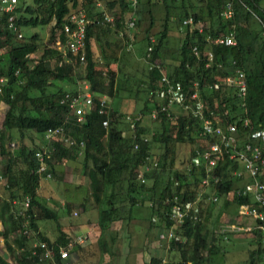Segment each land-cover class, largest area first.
<instances>
[{
    "label": "trees",
    "instance_id": "trees-1",
    "mask_svg": "<svg viewBox=\"0 0 264 264\" xmlns=\"http://www.w3.org/2000/svg\"><path fill=\"white\" fill-rule=\"evenodd\" d=\"M140 2L142 0H138L136 16L139 13ZM145 2L151 5L163 2L166 15L163 22L164 29L156 35L154 42L148 39L144 53V60L149 67L143 72L146 79L144 77L136 89L138 92L146 93L141 112L150 115L153 108L160 107V99L151 94L155 89L161 90V73L156 66L160 65L169 79L181 84L183 98H187V94L191 92L192 83H198L200 96L207 105L205 113L208 114L212 110L213 116L219 120L222 127L236 124L241 135L238 145L241 146L247 141V135L251 131L264 128V9L259 4L260 0H196L195 2L145 0ZM92 3L93 0H33V5L16 7L15 22L19 29L50 26L48 40L37 59L32 58V55L39 49L38 34L24 32L22 38H17L7 28L9 14L0 10V48L3 50L1 55L4 60V64L0 65V76L8 77V81L0 89V101L7 105L0 127V141L6 140L11 130L20 132L21 137L23 131H33L42 137L43 132L48 128L62 124L65 129L64 136L68 135L78 141H84V148L80 154L77 148L68 147L60 138L53 141L50 144L52 154L48 162L53 174L52 161L55 159L57 162H62L65 159L75 160L81 157L82 171L89 180V194L94 209L97 210L98 245L101 252L112 250L111 246L118 240V231L112 230V224L120 221L125 227L124 231L128 232V225L143 207L147 209L150 224L157 221L156 226L160 228L159 230L172 226L167 216L166 200L178 194L183 205L189 207L190 214L196 213L201 217L202 222L193 224L187 218L185 222L176 225L170 246L176 250L177 259L165 264L188 262L220 264L216 256H223L230 250H236V247L233 248L231 245L228 249L226 245L237 243L240 238L248 245L245 248L246 263L264 264V234L255 222L250 225L249 230L245 228L246 226L240 225V222L232 223L234 229H229L230 224L222 223V216L226 214L225 210L231 204L238 210L240 204L249 202L246 196L237 197L234 192L238 186L250 181L245 174L241 178L233 176V170L242 166L238 159L226 156L214 167V173L219 176V180L213 184L212 190L218 196V200L219 198L221 200L217 217L211 215V209H205V214H202V209L195 207L199 201L198 195L203 189L200 181L205 175V168L202 160L196 166L191 163V159L195 156L196 149H201L214 139L201 132L197 116L177 104L170 109L171 118L161 111L158 113L153 120L159 124L152 133H146L145 128L140 124L139 116L129 117L128 123L133 131L125 134L120 127L124 118L123 113L113 109L110 103H108L110 107L108 117L98 113V98L102 97V94H107H104L105 91L101 88L98 89L96 76L102 74L92 51L91 29L100 21L103 25L115 27L117 21L112 18V21L106 22L104 14L100 16V13L98 19L87 15L91 22L86 30L84 63H80L76 57L69 54L64 57L59 50L51 46L57 38L64 40L62 27L67 16ZM228 3L231 4V18L221 15V11ZM116 5L122 12L129 10L131 12L130 0L106 1L108 9ZM196 7L200 10L196 11ZM171 10H178L177 16L171 18ZM201 11H204V14ZM190 16L193 18V25H183L182 21ZM168 21L176 23L182 35L175 63L172 64L171 69L166 70L161 60L160 48L168 37ZM127 22L123 24L125 26L123 31L128 27ZM136 22L137 20L135 27ZM128 29L135 28L128 27ZM230 31L234 32V45L214 41L217 36ZM149 46H153L151 51H148ZM193 47H196L197 54L193 52ZM209 52L212 54L211 59ZM17 69L19 73L15 74ZM238 70L244 73L246 81L243 98L239 96L240 90L236 84L225 82L227 77L234 78ZM80 71L84 72L83 79L89 84L94 104L84 115L83 121L77 123L74 117L67 119V109L60 104V97L65 92L75 91L61 88L62 86L57 82L76 83L77 77L82 78ZM109 78L112 86L113 75H109ZM139 84L144 86L142 90ZM31 90L37 91L38 94H30ZM108 94L113 96V91L109 90ZM177 106L179 110L176 111L174 108ZM105 118L108 120L106 127L102 125ZM244 119L248 120V126L242 125ZM192 136L201 137L206 142L191 150L189 162L186 165L182 162L184 169L181 170L175 166V145L187 139L194 143L195 139H192ZM135 144H138L137 148ZM0 147V171L9 184L5 189L7 199H1L0 203V238L11 251L13 249L9 245V240L12 237L17 250L12 261L0 254V264H63L59 254L60 247L67 248L70 253L78 245L68 247L66 238L68 233H65L62 224H58L60 233L55 240H51L39 230L38 220L54 219L59 223V216L55 210L48 207L47 201L38 196L41 178L35 173L34 149L24 142L15 152L7 150L3 144ZM156 147L160 153L154 151ZM261 149L264 154L263 142ZM148 155L154 156L158 161V167L150 173L143 171V163ZM19 161L23 163V167L16 170ZM141 177H144V183L140 181ZM175 181L178 183L175 184ZM240 181L242 183H239ZM208 195L206 190L202 197L207 198ZM26 196L30 197V207L27 212L30 213L31 234L24 236L20 234L23 219L15 217V214L22 209V202ZM85 200L87 197H84V201L79 204L82 210H86ZM65 209L66 213H69L70 205ZM107 236L110 238L109 241L106 240ZM34 240L46 241L53 250V258L39 261L32 255L31 241ZM145 264L163 263L161 257L153 256Z\"/></svg>",
    "mask_w": 264,
    "mask_h": 264
},
{
    "label": "built area",
    "instance_id": "built-area-1",
    "mask_svg": "<svg viewBox=\"0 0 264 264\" xmlns=\"http://www.w3.org/2000/svg\"><path fill=\"white\" fill-rule=\"evenodd\" d=\"M16 4L17 0H0V10L8 13L7 18V28L14 33L17 38H22L23 34L20 32L19 26L16 24ZM138 5V0H130L131 14L127 22L129 28H135L136 20V9ZM221 15L225 18L232 17L231 4L228 3L227 6L221 11ZM104 20L107 22L112 21V17L104 14ZM90 18L87 16L83 9L70 13L66 21L63 24L64 40L61 41L57 38L51 46L59 50L64 57L67 54L76 57L80 63L85 61V36L87 26L90 23ZM102 22V21H100ZM183 25H193V18L187 17L182 21ZM209 37H207L208 39ZM217 43H222L225 45H234V32L230 31L228 33H222L214 39ZM151 42H154L152 39ZM153 46L148 47V51H151ZM0 48V54L2 53ZM193 52L197 54L196 47H193ZM211 59L212 54L208 53ZM153 65L151 64L150 67ZM161 73L160 83L161 90L155 89L151 92L154 96L160 99L159 109L153 108L150 112V117L155 119L158 113L161 111L165 113L168 118H171L170 109L174 105H180L184 110L191 112L194 116H197L199 121V126L203 134L210 135L214 137L212 141L202 146L201 149L195 150V156L191 159V163L194 165H199L200 160L204 163L205 175L201 179V184L203 185V190L198 195V199L202 197L207 188L216 184L219 180V176L214 173V167L217 165L219 160H224L226 156L232 159H238L242 166L240 169L233 170V176L241 178L245 174L250 181L243 183V185L238 186L235 189V195L237 197H247L249 202L242 203L238 206L237 213L239 217H249L253 222L256 223L258 228L264 234V154L261 149V142L264 144V128L256 129L248 133L247 141H244L242 145H238L241 140V135L239 133L238 126L236 124H229L226 127H222L219 120L213 116V111L211 110L208 114L205 113L207 110V105L202 100L198 83L193 82L191 85V92L187 94V98L182 96V86L180 83L173 82L165 74L164 70L160 65H156ZM19 70L15 71L18 74ZM8 81L7 76H0V89L3 84ZM227 84H236L239 88V96L244 97L246 92V81L244 73L240 70L237 71V75L233 77H227L225 79ZM109 99L107 95H102L98 98V113L101 115H106L108 117L110 112ZM60 104H62L67 109V119L74 117V120L82 122L84 115L91 110L94 104V98L92 93L89 91L81 92H65L60 97ZM244 105V104H242ZM249 122L247 119L242 121L243 126H248ZM102 125L106 127L108 125L107 118L103 119ZM64 125H58L55 127L48 128L42 134V139L45 144L40 145L34 149L33 157L35 160V173L44 179H49L52 177V171L50 168L49 160L51 159L52 150L50 144L53 141L60 139L69 147H74L78 149V153L82 152L84 148L83 140H76L75 138L65 135ZM146 141V138H144ZM138 144H135L137 148ZM158 167V161L154 156H146L143 163V171L150 173L153 169ZM1 168V159H0ZM142 183L145 182L144 177L140 178ZM175 184L178 182L175 181ZM8 180L0 171V188L6 189L8 187ZM207 199L214 203L218 201V196L215 192L209 194ZM167 216L172 222V225H180L185 222L187 218L193 223H201L202 219L196 213L190 214L189 207H185L180 200L178 194L170 196L167 200ZM22 209L17 211L15 217H21L22 223L20 227V234L26 236L30 235L31 230L29 229L30 213L27 212L30 207V197L26 196L22 202ZM191 206V205H190ZM77 215V212H73ZM234 224H230L229 229H234ZM247 230L250 226L245 227ZM174 237V231L170 227L165 231H162L159 235V239L171 240ZM66 238L68 239V247L76 245H84L87 241V235L84 234H71L68 233ZM31 253L36 256L39 261H44L53 258V250L49 248L46 241L34 240L31 241ZM60 258L63 260V264H67L66 259L69 256V251L67 248L60 247L59 249ZM264 259V257H263ZM187 264H190L189 262Z\"/></svg>",
    "mask_w": 264,
    "mask_h": 264
},
{
    "label": "crops",
    "instance_id": "crops-1",
    "mask_svg": "<svg viewBox=\"0 0 264 264\" xmlns=\"http://www.w3.org/2000/svg\"><path fill=\"white\" fill-rule=\"evenodd\" d=\"M106 1H111V0H93L92 4L82 7V9L90 18L98 19L99 15L101 16L102 14H107L117 21V26L115 27L114 26L108 27L106 25L101 24L102 22L93 25L91 29L92 32L91 44H92V51L94 54L96 65L101 70V74H102L96 76V80L98 81V89L100 90L101 88V90L105 92L112 90L113 96L112 99L111 98L109 99V103L111 107L121 113H124L123 107L121 106L119 108V106H117L113 100L114 97L119 98L118 95L120 94V92L126 89V87L123 86V82L119 79L120 70L123 68L127 71L129 70L133 71L134 68H136V66L138 65L139 60L142 59L143 61H145L144 53L146 48L140 47L139 44L136 45V42L144 43V41H146V47H147L148 39L149 41L150 39L151 40L155 39L156 35L162 32V30L164 29L163 22L166 15V8L163 2L151 5V4H147L145 0H142V2H140L138 6L139 13L136 16L137 22L135 29H128L127 27V29L123 31V28L125 27L123 26V24L125 21L127 22L130 17L131 14L130 10L127 12H122L117 5L111 9H108L106 7ZM192 1L195 2L196 0H192ZM16 7L19 6L17 5ZM195 9L196 11L200 10L199 7H196ZM172 12L173 14H170L171 18L174 17L173 15L177 16L176 14L178 10L175 11L171 10V13ZM171 23L173 25L174 22ZM171 23L168 21L169 24L168 38L173 37L170 35L172 33H176L178 35L177 32L179 31L176 25L174 24V26H172ZM177 38L179 39V44H178L179 46L181 42L180 35H178ZM135 45L137 46V48L135 47ZM166 46H168V44L167 45L164 44L163 47L160 48V52H161V60H163L166 70H169L171 69L172 64L175 63V59L179 51L177 46L175 49H173L171 52L168 53L166 51L167 48ZM131 50H133L134 52ZM167 58H169V60H167ZM145 64L146 67L148 68L149 65L146 61ZM127 71L126 74H129L128 76H131V74ZM144 71L145 69H143L142 71L143 75H144L143 73ZM109 75H113L112 82H114V84L112 86H110L109 83L110 82ZM144 77H145L144 79H146L145 75ZM118 79L120 80V82ZM77 81H79V79ZM77 81L76 83L72 84V87L69 86L70 88H72L69 91L91 92L89 90V84L87 83V81L85 80L79 82ZM142 81L143 79L140 81V83H142ZM75 85H77V87H73ZM101 85L103 88L101 87ZM139 88L142 90L144 86L139 84ZM120 97H123V95ZM135 98H138L137 90L135 93ZM174 110L176 111L179 110V107L178 106L175 107ZM125 117L126 116H124V118ZM11 131L9 132V136L12 134ZM22 133L24 135L25 131H23ZM18 134H20V137H18V142L12 141L6 144V140H4L3 142L5 143H2L4 148H6L7 150H11L12 152L13 151L15 152L19 148V146L23 143L21 142L20 139L21 133L18 132ZM25 135H27V133ZM22 164L23 163L19 161L15 169L16 170L21 169L23 167ZM1 199L2 200L7 199V190L3 188H0V203H1ZM85 207L86 210L84 211L88 212L87 205H85ZM94 215L95 217L92 218L91 223L86 221L87 222L86 225L88 226L86 229L87 230L89 229V233H90L89 240L86 241L84 245H78V247L76 246V248H74V251L69 253L68 258L66 259L67 264H145L153 256L161 257L162 263L165 264L166 262L171 261L172 259H177V252L175 249H173L170 246V241L158 238V235L162 231H165L167 229L159 230L160 228L156 226L157 221L150 224V221L147 218L148 215L146 214L144 217H142L140 211L136 214V217L132 220V222H136V224L140 225L139 229H135L134 233H132L130 229H128V232H125L124 231L125 227L122 226L120 221L114 222L112 224V230L118 231V235H117L118 240L116 244L111 246L112 250L101 252L100 247L98 245L99 227L97 225V210ZM245 218L246 217L240 219L239 221L240 225L250 226L254 224L253 221H249ZM62 226L64 227V225ZM170 227L173 229L175 233L176 225H172ZM73 229L74 228L71 229L73 232L71 234H76L78 233V231H81V227H79L78 229L76 228L74 230ZM234 238L236 239L237 237L235 236ZM109 239H110L109 236H107L106 240L109 241ZM240 240L242 241V239L240 238L239 240H237V242H239ZM118 243H120L119 246ZM87 245L89 246L86 247ZM240 245L243 246V244ZM242 249L245 248L243 247ZM87 257L90 258V260H87L86 259Z\"/></svg>",
    "mask_w": 264,
    "mask_h": 264
},
{
    "label": "rangeland",
    "instance_id": "rangeland-1",
    "mask_svg": "<svg viewBox=\"0 0 264 264\" xmlns=\"http://www.w3.org/2000/svg\"><path fill=\"white\" fill-rule=\"evenodd\" d=\"M19 7H23L26 5H33V0H17ZM260 6L264 9V0H260ZM198 11V10H197ZM204 14V11H201ZM170 14H173V12ZM175 16V15H173ZM176 25V23H171L172 26ZM49 25L45 26H37V27H30V28H20V32L25 35V33H37L39 39L37 40V43L39 44V49L37 52H35L32 55V58L37 59L40 57L42 54L43 46L46 44L48 37H49ZM25 32V33H24ZM178 35H182L181 32H177ZM173 37L168 38L166 40V51L169 53L173 49H175L178 44H179V39L177 38L176 33L170 34ZM139 44L140 47L146 48V41L143 42H136V45ZM135 47L137 48V46ZM132 49V48H129ZM133 51V50H131ZM134 52V51H133ZM1 55V54H0ZM173 59V58H172ZM169 60V58H167ZM4 64V60L2 59V55L0 56V65ZM119 67V66H118ZM143 67V68H142ZM117 68V67H116ZM142 68V69H141ZM143 69H147L145 61L142 59L139 60L138 65L136 68H134L133 71L121 69L120 70V76L119 79L123 82V86L126 87L123 91L120 92L118 95L119 98L114 97V103L119 106V108L122 106L124 113L123 115L126 116L124 119H122V123L120 124V127L124 130L123 132L125 134L131 133L132 126L128 123V117L129 116H139L140 117V124L145 128L146 133H152L155 131V129L158 127V122L153 120L152 117H150L149 114H143L141 111L143 110L144 107V102L146 100V93L145 92H138V98H135V93L137 89L138 83L144 78L142 71ZM82 70V68H80ZM126 71L131 74V76H128L129 74H126ZM81 79L77 77V80L79 81L84 80V72H81ZM118 79V80H119ZM76 80V81H77ZM119 80V82H120ZM77 81V82H79ZM58 85H61V88H64L66 90H70L69 86L72 87V83H66L63 81H58ZM78 84V83H77ZM53 87V86H52ZM77 87V85L73 86ZM107 94L108 99H112V96L108 94V91L105 92ZM30 94L32 95H37L38 92L35 90H31ZM123 97H120L122 96ZM114 104V105H115ZM153 105V103H152ZM153 107V106H152ZM7 109V105L0 101V127L1 123L5 114V111ZM127 121V122H126ZM11 135L6 139V144L9 142H18V137H20V134H18V131L12 130ZM27 133V135H25ZM25 136V138H24ZM192 139H195V142L192 143L190 140H186L183 143H178L175 145V150H176V162L175 166L180 168L181 170L184 169V166H182V162L187 164L188 158L190 157V152L192 149H196L197 145H204L205 140L200 138H197L196 136H192ZM24 138V139H23ZM21 142H24L28 145H31L34 149L40 145H44L45 143L42 142V137L34 133L33 131H25L23 137L20 138ZM2 143L0 141V146H2ZM35 146V147H34ZM1 148V147H0ZM156 153H160V150L156 147L154 149ZM155 155V154H154ZM52 164L54 165V170L52 177L49 179H44L41 178L39 182V188H38V196H41L45 201H47L48 207L50 209L55 210V212L58 214V222L57 223L54 219H40L38 220V226L39 230L42 234L48 236L51 240H55L58 235H59V229H58V224L64 225L62 228L66 229L64 230L65 233H73L72 228L78 229L81 227V231H78L76 234H86L87 235V241L89 240L90 233L89 229L87 230L86 228L88 227L86 224L88 221L91 223L92 218L95 217L96 210L94 209V204L93 200L90 197V189H89V180L85 174H83L82 171V165H81V157H77L75 160L73 159H65L62 160V162H57L55 159L52 161ZM239 183H242L241 181ZM203 190V189H202ZM207 191L209 194H212L214 190H212V186L207 188ZM84 197H87V200H85V204L87 205L88 212L82 210L79 206L80 202L84 201ZM221 203V200L219 198L218 202H210L206 197H201L199 201L195 204L197 206L195 207H200L202 209V214H205V209H211V215L217 217L218 214V206ZM67 205H70V212L66 213L65 207ZM76 211L77 215H74L73 212ZM141 212L142 217H144L148 212L145 207L139 209ZM226 214L222 216V223H227V224H232V223H237L240 221V217L237 214V208L231 204L227 210H225ZM224 217V218H223ZM245 219L252 221L249 217H246ZM221 223V222H220ZM78 227V228H77ZM84 227V228H83ZM140 225L136 224V222H131L128 225V229L132 233L135 232V229H139ZM0 229H1V221H0ZM68 229V230H67ZM73 229V230H74ZM70 231V232H68ZM92 232V231H91ZM243 233V232H242ZM245 240L239 241L237 243L233 244H227V248L230 249L231 245L232 247H236V250H228L229 252L226 253L225 255H217L216 258L217 260H220V264H247L246 263V258H247V252L242 250V248L248 247V245L245 244ZM239 243V244H238ZM120 243H118L119 246ZM240 244H243L241 246ZM9 245L12 247L13 250H8L6 247V244L1 240L0 238V254H2L6 259L12 261L15 259V255L17 253V250L14 246V241L13 238L11 237L9 240ZM87 245L86 247H88ZM98 246V245H97ZM95 246V247H97ZM239 246V247H237ZM94 247V248H95ZM87 260H90V258H86ZM85 260V261H87Z\"/></svg>",
    "mask_w": 264,
    "mask_h": 264
}]
</instances>
